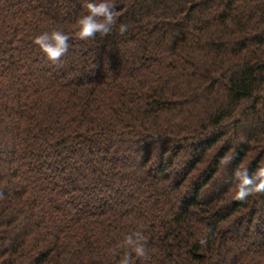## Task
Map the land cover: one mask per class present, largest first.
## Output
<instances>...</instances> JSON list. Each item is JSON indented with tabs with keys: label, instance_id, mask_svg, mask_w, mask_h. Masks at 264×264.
<instances>
[{
	"label": "trees",
	"instance_id": "1",
	"mask_svg": "<svg viewBox=\"0 0 264 264\" xmlns=\"http://www.w3.org/2000/svg\"><path fill=\"white\" fill-rule=\"evenodd\" d=\"M0 0V264H264V0ZM58 28L52 60L34 36ZM204 243L201 244L200 240Z\"/></svg>",
	"mask_w": 264,
	"mask_h": 264
},
{
	"label": "clouds",
	"instance_id": "2",
	"mask_svg": "<svg viewBox=\"0 0 264 264\" xmlns=\"http://www.w3.org/2000/svg\"><path fill=\"white\" fill-rule=\"evenodd\" d=\"M83 7L86 10L74 21V34L80 39H89L97 34H108L113 31L114 26L120 33H124L127 25L120 23L116 25V10L112 0H84ZM36 43L49 59L57 60L69 47V35L63 30L52 28L34 36ZM234 199L245 200L254 192L264 191V166L258 167L251 174L247 168L237 169L233 174ZM146 237L140 230L126 233L123 237V245L128 248L118 264H132L133 254L137 258H146ZM203 244L204 240L201 239Z\"/></svg>",
	"mask_w": 264,
	"mask_h": 264
}]
</instances>
